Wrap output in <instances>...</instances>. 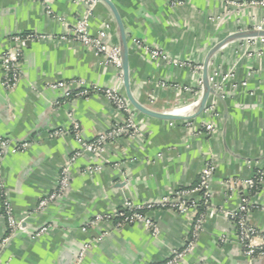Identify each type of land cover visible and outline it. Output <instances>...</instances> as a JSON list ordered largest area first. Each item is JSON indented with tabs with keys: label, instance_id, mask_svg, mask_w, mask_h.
Masks as SVG:
<instances>
[{
	"label": "crops",
	"instance_id": "crops-1",
	"mask_svg": "<svg viewBox=\"0 0 264 264\" xmlns=\"http://www.w3.org/2000/svg\"><path fill=\"white\" fill-rule=\"evenodd\" d=\"M112 1L128 36L132 92L140 103L161 112L189 114L203 92V71L196 74L194 67L203 66L213 47L233 33L264 29V7L248 4L252 0H235L246 2L244 6L229 5L228 0ZM84 8L80 0H0V52L16 46L13 35L48 36L22 47L21 79L13 90L2 85L0 59V135L30 142L26 150L8 152L1 160L5 193L21 228L2 248L0 264H157L184 245L189 215L152 211L160 228L157 237L140 223L116 228L114 220L95 226L89 222L97 214L113 215L126 200L156 201L196 185L207 163L215 166L212 205L233 209L240 194H225L222 181L264 171V42L238 39L210 61L211 76L223 85L221 98L209 100L208 106L216 101L215 111L205 109L189 120H164L133 108L136 137L109 142L100 154L83 153L70 167L66 192L36 212L80 147L71 132L73 120L79 121L85 140L123 120L100 91L66 99L49 87L81 79L91 88L118 87L126 96L119 69L71 39ZM105 24L111 25L110 39L118 44L111 11L95 1L92 33ZM150 49L162 51L168 60L153 58ZM208 124L214 129L205 128ZM59 128V135H50ZM94 165L103 168L86 171ZM250 198L255 205L251 221L264 230V182ZM42 227L47 230L36 235ZM7 228L0 195V239ZM224 234L228 239L222 242ZM179 264H264V258L250 262L231 224L222 225L213 214L195 251Z\"/></svg>",
	"mask_w": 264,
	"mask_h": 264
},
{
	"label": "built area",
	"instance_id": "built-area-1",
	"mask_svg": "<svg viewBox=\"0 0 264 264\" xmlns=\"http://www.w3.org/2000/svg\"><path fill=\"white\" fill-rule=\"evenodd\" d=\"M84 4L82 16L76 22L71 39L74 42L83 44L92 48L96 55L103 59L105 65H112L119 69L122 75V58L120 46L113 43L110 39V24H105L96 34L90 29V19L94 11L93 0H80ZM229 5L244 6L247 3L243 1L228 0ZM248 4L264 7V0H252ZM48 36L44 34L30 33L27 35L17 34L11 37V40L16 43V46L0 52L1 64L3 67L2 85L13 90L21 79V61L22 47L26 45L28 40L44 39ZM264 42V38H260ZM251 44H256L257 39L250 40ZM140 44V42H137ZM153 58H162L168 60V56L160 50L150 49ZM176 64L185 65L179 61ZM195 73H200L203 66L194 67ZM214 75L211 76V81L216 90L221 93L223 89L222 83L214 81ZM202 81L200 82V84ZM49 87L54 90L62 91L66 99L89 97L91 93L101 92L108 101L122 114L123 120L116 123L108 130L102 132L92 140H85L81 133V125L79 121L73 120L71 132L74 138L79 142L80 147L71 155L67 164L62 167L61 176L54 190L46 197L42 198L36 208V212L44 211L50 204L58 200L69 187V172L71 165L83 153L100 154L105 151L109 142L119 141L120 139L132 140L138 133V127L134 119L133 106L128 101L127 97L121 92L118 87H90L81 79H72L70 81H57L50 83ZM216 99V98H215ZM215 100L206 108L207 110L215 111ZM60 103V102H57ZM72 117V114H70ZM208 130H213L212 124L205 126ZM62 129H56L50 135H59ZM30 145L29 141L15 142L9 137L0 135V195L3 199L4 217L7 219V233L0 239V252L2 248L11 240L16 231L21 228V222L18 221L13 213L12 205L5 193L4 185L1 176V160L8 152L17 153L26 150ZM101 165L87 167L86 171L93 173L100 171ZM215 166L212 163H207L200 174V180L196 185L178 188L171 194L163 195L156 201L145 203H134L126 200L122 208L113 215L102 213L97 214L88 224L95 226L102 221L114 220L115 227L121 228L125 225L135 223L144 224L148 227L153 236H158L160 228L155 219L151 216V212L155 209H166L183 215L190 216V228L182 247L173 249L169 256L157 264H179L192 254L199 240L201 233L205 230L209 217L211 215H223L230 218L229 223L235 230V235L243 255L250 262L256 259L264 258V230L254 225L251 221L253 209L255 205L251 201L250 195L253 194L264 182V171L257 169L255 175L250 178H230L222 181L225 194L231 195L239 193L238 205L229 210L215 207L212 205L213 190L212 177ZM87 227L83 228L86 230ZM47 230V227L40 228L36 235H40ZM227 235L221 237V241H227ZM88 247V245H87Z\"/></svg>",
	"mask_w": 264,
	"mask_h": 264
},
{
	"label": "water",
	"instance_id": "water-1",
	"mask_svg": "<svg viewBox=\"0 0 264 264\" xmlns=\"http://www.w3.org/2000/svg\"><path fill=\"white\" fill-rule=\"evenodd\" d=\"M93 1H101L105 3V5H107L114 18V22L116 24V32L118 35V44L120 46V51H121L123 81H124L126 97L128 101L137 111L158 119L189 120L199 116L208 107L209 100L211 99V97H215L218 99L221 98L220 92L216 90L215 86L211 81L210 61L212 57L230 41L244 39V38H261V37L264 38V29L257 28L252 30L235 32L232 35L226 37L224 40L217 43L210 51L208 58L204 62L203 70H202L203 92L198 102L194 105L195 106L194 111L192 113L184 114V115L172 113V112L168 113V112L156 111L140 103L132 92L131 82H130L129 42H128V36H127L125 24L118 7L112 0H93ZM217 219L222 223V225L224 226L229 225V220H230L229 216L225 217L223 215H218Z\"/></svg>",
	"mask_w": 264,
	"mask_h": 264
},
{
	"label": "bare ground",
	"instance_id": "bare-ground-1",
	"mask_svg": "<svg viewBox=\"0 0 264 264\" xmlns=\"http://www.w3.org/2000/svg\"><path fill=\"white\" fill-rule=\"evenodd\" d=\"M194 111V106L191 108V112L192 113ZM179 114L182 113L181 110L177 111ZM186 112V111H185ZM184 115V114H183Z\"/></svg>",
	"mask_w": 264,
	"mask_h": 264
}]
</instances>
